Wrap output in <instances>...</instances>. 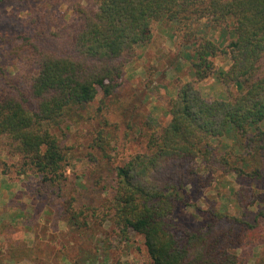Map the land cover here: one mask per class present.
Listing matches in <instances>:
<instances>
[{"label":"trees","instance_id":"16d2710c","mask_svg":"<svg viewBox=\"0 0 264 264\" xmlns=\"http://www.w3.org/2000/svg\"><path fill=\"white\" fill-rule=\"evenodd\" d=\"M27 1L37 6L67 2L74 14L51 26L35 9L24 21L27 30L13 39L16 64L27 72L0 89V139L22 159L17 174L32 169L39 177L37 195L59 196L69 148L53 129L99 90L103 98L111 96L137 47L151 41L154 24L176 22L182 40L194 44L193 80L180 83L168 99V121L159 131L150 128L146 150L115 167L111 197L98 206L76 208L72 196L65 212L78 227L90 219L98 225L108 222L121 240H128L131 231L140 234L148 256L144 264H244V253L264 240L257 218L250 222L208 209L202 224L187 226L172 215L186 203V184L193 181L197 189L209 185L212 172L198 174L193 162L200 159L212 167L207 163L216 139H237L242 151L236 159L252 166L245 172L229 161L234 154L227 150L221 159L228 172L259 174L264 159V0ZM204 18L228 37L217 41L198 35ZM219 51L228 56L226 69H216L211 60ZM210 76L227 93L230 84L245 88L207 100L195 83ZM247 191L241 186L235 194L240 207L248 205Z\"/></svg>","mask_w":264,"mask_h":264},{"label":"rangeland","instance_id":"374dc122","mask_svg":"<svg viewBox=\"0 0 264 264\" xmlns=\"http://www.w3.org/2000/svg\"><path fill=\"white\" fill-rule=\"evenodd\" d=\"M35 9L46 15L51 26L68 21L74 14L67 2L58 6H37L27 0L0 2V89L27 72L18 68L11 46L14 37L27 30L24 21ZM176 26V22H156L151 41L137 47V54L125 65L115 92L103 98L99 90L94 100L70 111L61 125L53 129L69 148L64 168L66 179L59 196L50 192L38 196V175L32 169L17 174L22 159L11 155L0 139V264H72L74 260L86 264H144L148 261L140 234L131 231L128 240H121L111 232L108 222L98 225L91 219L89 226L78 227L65 209L72 196L76 208L98 206L111 197L115 167L146 150L150 128L159 131L168 121V99L175 95L180 83L193 80L190 64L194 44L192 40L183 41L175 31ZM197 33L217 41L229 35L205 18L199 21ZM211 60L216 69H226L229 65L228 56L220 51ZM195 84L207 100L233 96L245 88L230 84L231 92L227 93L226 87L212 76ZM99 136L101 140H97ZM227 150L234 154L229 161L233 160L245 172L252 169L236 159L242 151L237 139L229 136L216 139L211 162L207 163H212V167H205L200 159L193 162L198 174L208 176L212 172L209 185L201 189L193 181L185 185L186 203L172 215L176 222L200 225L204 210L212 209L242 216L250 222L257 218L264 228V159L258 165V176L228 172L221 159ZM241 186L248 190L245 207L238 205L235 196ZM244 254V264H264V240Z\"/></svg>","mask_w":264,"mask_h":264}]
</instances>
